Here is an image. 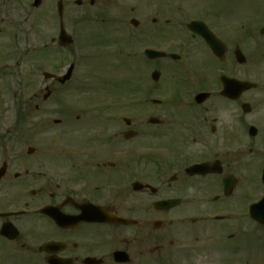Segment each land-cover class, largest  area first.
Returning <instances> with one entry per match:
<instances>
[{
    "label": "flooded vegetation",
    "instance_id": "1",
    "mask_svg": "<svg viewBox=\"0 0 264 264\" xmlns=\"http://www.w3.org/2000/svg\"><path fill=\"white\" fill-rule=\"evenodd\" d=\"M59 2L0 0V264H264V0L102 9L97 87Z\"/></svg>",
    "mask_w": 264,
    "mask_h": 264
},
{
    "label": "rangeland",
    "instance_id": "2",
    "mask_svg": "<svg viewBox=\"0 0 264 264\" xmlns=\"http://www.w3.org/2000/svg\"><path fill=\"white\" fill-rule=\"evenodd\" d=\"M77 0H72V17L74 22V32L73 37L75 36L82 42L89 41L91 46L83 47L84 50H79V44L75 46V61H78V68L76 78L78 81H89L96 82V87L99 85L102 80L112 83L114 78V72L108 71L110 67L105 64V57L98 50V29L101 28L100 25L95 26V24L91 23L92 21H97L102 14V9L109 14L114 13V11L118 10L120 6L125 4L128 7V11L130 7L133 5V0H95V5H90V0H81L83 2L82 7H78L76 5ZM201 1V0H200ZM235 1H244V0H235ZM102 10V11H101ZM101 12V13H100ZM131 16V15H130ZM80 18H85L81 19ZM78 19V20H77ZM96 19V20H89ZM76 22H80V29L76 27ZM82 22H86L83 23ZM102 34V33H101ZM99 34V37L100 35ZM105 36V35H102ZM106 37V36H105ZM101 38V37H100ZM107 39L112 40V35H110ZM100 42V40H99ZM81 48V47H80ZM56 50L54 49L52 53ZM74 53V52H73ZM43 54V53H42ZM41 54V55H42ZM50 56V54H49ZM109 56V54H107ZM7 79V78H6ZM12 80L10 77L8 78ZM13 82V80H12ZM103 84V83H102ZM24 264H43L32 252H26Z\"/></svg>",
    "mask_w": 264,
    "mask_h": 264
},
{
    "label": "water",
    "instance_id": "3",
    "mask_svg": "<svg viewBox=\"0 0 264 264\" xmlns=\"http://www.w3.org/2000/svg\"><path fill=\"white\" fill-rule=\"evenodd\" d=\"M60 40H61V42L64 41L63 43H65V45L70 43V39L66 38L65 35H62ZM53 264H63V263L62 262H56Z\"/></svg>",
    "mask_w": 264,
    "mask_h": 264
}]
</instances>
